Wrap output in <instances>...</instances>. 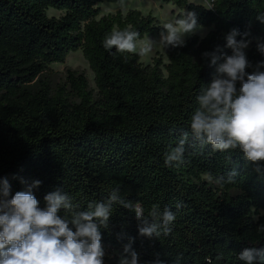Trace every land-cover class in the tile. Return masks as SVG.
Here are the masks:
<instances>
[{"label":"trees","instance_id":"trees-1","mask_svg":"<svg viewBox=\"0 0 264 264\" xmlns=\"http://www.w3.org/2000/svg\"><path fill=\"white\" fill-rule=\"evenodd\" d=\"M120 1L0 0V188L6 179L11 199L39 180L32 193L42 209L45 195L60 188L78 205L75 211L118 189L123 199L139 202L145 215L153 205L175 214L169 235L148 238L139 235L133 211L114 205L109 227L100 229L102 247L117 255L111 264H118L130 240L138 264H245L239 259L244 248H264L259 231L264 226V161L257 173L239 149L201 146L190 120L197 97L224 62L221 57L211 65L203 54L219 46L231 55L224 46L232 29L251 34L245 52L252 66L246 72L264 61L255 40L264 41V23L256 18L264 13V0H209L212 8L189 0H153L181 10L176 18L194 12L198 30H212L182 47L168 46V63L158 58L149 66L140 62L142 56L103 47L112 31L129 26L139 33L138 40L165 32L138 10L100 17L99 4ZM48 10L63 16L50 18ZM79 50L95 87L72 70L64 84L53 87L50 66L64 64ZM183 133H188L184 163L166 166L165 154ZM219 176L225 178L221 184L214 182ZM58 214L71 216L63 209Z\"/></svg>","mask_w":264,"mask_h":264},{"label":"clouds","instance_id":"clouds-1","mask_svg":"<svg viewBox=\"0 0 264 264\" xmlns=\"http://www.w3.org/2000/svg\"><path fill=\"white\" fill-rule=\"evenodd\" d=\"M256 18L264 23V13H258ZM163 29L165 32L159 42L164 47H182L185 37L199 29L196 14L183 12L175 20L165 22ZM238 35L242 37L240 40L236 39ZM250 35L234 28L225 36L224 47L232 50L231 55H226L219 46L203 54L210 58L211 65H217L221 57L224 62L218 64L212 82L197 97L198 107L191 116L190 129L201 146L211 145L214 151L241 150L244 158L255 164V171L260 173L259 162L264 161V71H261L264 61H260L251 73L246 72V68L252 66L245 52L252 43ZM138 37L139 33L131 26L114 30L103 41V47L139 56L150 54L154 42L138 40ZM255 40L257 51L264 54V41L259 37ZM187 139L188 133H183L178 145L165 154L166 166L184 163ZM234 175L233 171L228 180ZM206 179L214 180L211 174L206 175ZM224 181L225 178L219 176L214 182ZM40 184L41 181L36 180L26 191L16 192L8 199L10 185L6 179L3 181L0 188V264H104L100 229L109 227L114 205L133 211L139 222V235L148 238L169 235L176 218L170 209L161 211L158 205H153L145 215L139 202L133 204L123 199L118 189H113L106 200L89 202L87 210L75 211L78 205L57 188L45 195L46 207L42 209L32 193V188ZM61 209L71 212V216L59 215ZM259 231L264 232V226ZM239 259L245 264L264 262V248H244ZM138 261V253L132 249L130 240L124 246L119 264H138Z\"/></svg>","mask_w":264,"mask_h":264},{"label":"rangeland","instance_id":"rangeland-1","mask_svg":"<svg viewBox=\"0 0 264 264\" xmlns=\"http://www.w3.org/2000/svg\"><path fill=\"white\" fill-rule=\"evenodd\" d=\"M190 3L202 5L208 8L209 4L212 5L209 0H189ZM100 9V17L107 16L109 14H115L118 11H122L123 13H127L129 10H138L142 13L143 16H151L157 20L158 23L163 24L168 21H172L176 19V16L181 13L177 7L172 4H164L161 1H153V0H121L116 4L112 3H102L97 6ZM187 13V12H185ZM50 18H60L63 16V13L48 10L47 12ZM212 29H200L195 33L187 35L185 37V41L197 35L200 38H204ZM161 36H146L143 40L150 39L153 41V49L152 52L146 56H142L140 62L143 66L153 65L154 61L158 58H161L164 64L168 63V59L166 57L165 50L168 47H164L159 41ZM250 46L245 49L249 50ZM155 54V55H154ZM68 70L77 71L79 73H83L89 80L92 88L95 87L94 84V74L91 71L88 62L85 60L82 50L71 53L64 64H54L50 66V71L47 75L49 81L56 87L60 84H64L66 82V75ZM105 251L104 256V264H111L112 261L116 259V254ZM119 264V259H118Z\"/></svg>","mask_w":264,"mask_h":264},{"label":"bare ground","instance_id":"bare-ground-1","mask_svg":"<svg viewBox=\"0 0 264 264\" xmlns=\"http://www.w3.org/2000/svg\"><path fill=\"white\" fill-rule=\"evenodd\" d=\"M155 55V54H154Z\"/></svg>","mask_w":264,"mask_h":264}]
</instances>
